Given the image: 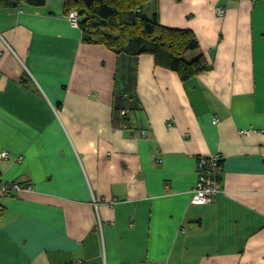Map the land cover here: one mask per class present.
<instances>
[{
  "label": "crops",
  "instance_id": "0c3cea01",
  "mask_svg": "<svg viewBox=\"0 0 264 264\" xmlns=\"http://www.w3.org/2000/svg\"><path fill=\"white\" fill-rule=\"evenodd\" d=\"M64 1L0 8V178L31 187L0 200V264H264V0L147 1L210 70L182 82L140 55L126 124L117 55ZM210 154L222 191L192 205Z\"/></svg>",
  "mask_w": 264,
  "mask_h": 264
},
{
  "label": "trees",
  "instance_id": "16d2710c",
  "mask_svg": "<svg viewBox=\"0 0 264 264\" xmlns=\"http://www.w3.org/2000/svg\"><path fill=\"white\" fill-rule=\"evenodd\" d=\"M46 0H0V8H17L20 4L41 7ZM149 0H65V13L79 14L81 38L87 45H103L117 55L114 117L123 124L124 110L138 108L136 63L140 55H152L157 68L175 72L180 81L207 73L209 65L202 54L189 60L187 54L199 51L195 34L187 30L167 29L157 17L141 12Z\"/></svg>",
  "mask_w": 264,
  "mask_h": 264
},
{
  "label": "built area",
  "instance_id": "2783aa9c",
  "mask_svg": "<svg viewBox=\"0 0 264 264\" xmlns=\"http://www.w3.org/2000/svg\"><path fill=\"white\" fill-rule=\"evenodd\" d=\"M223 13V10L219 11L220 15ZM67 19L71 26L76 29L79 28L80 18L77 11L70 10L67 13ZM120 114L121 116H127L128 110H124ZM241 133L244 134V132ZM9 158L7 152H0V160H8ZM196 162L195 174L197 180L192 189L191 204L201 206L212 203L216 195L222 191V161L219 155L210 154L208 156H199ZM25 190H31V187L28 184L24 185L20 181L9 182L0 178V200L2 197L14 196Z\"/></svg>",
  "mask_w": 264,
  "mask_h": 264
},
{
  "label": "rangeland",
  "instance_id": "374dc122",
  "mask_svg": "<svg viewBox=\"0 0 264 264\" xmlns=\"http://www.w3.org/2000/svg\"><path fill=\"white\" fill-rule=\"evenodd\" d=\"M190 59V58H189Z\"/></svg>",
  "mask_w": 264,
  "mask_h": 264
}]
</instances>
